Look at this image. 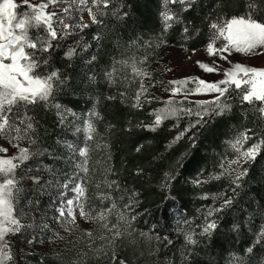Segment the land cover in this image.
<instances>
[{
	"label": "snow or ice",
	"instance_id": "6c2138e0",
	"mask_svg": "<svg viewBox=\"0 0 264 264\" xmlns=\"http://www.w3.org/2000/svg\"><path fill=\"white\" fill-rule=\"evenodd\" d=\"M198 3L199 0H162L161 36L166 35L174 24H180L183 41L200 37L201 29L183 18V13L194 10ZM121 7L116 0H0V141H3L0 143V264L13 261V238L27 233L31 237H26L27 242L33 243L36 239L34 231L43 232L49 228L47 213L39 207L41 198L47 200V208L53 212L52 219L68 232L77 225V216L98 225V229L83 232V248L76 252L73 264H85L90 256L98 257L97 264L104 258H107V264H115V251L106 248L111 249L115 241L135 231L133 223L137 215L134 213L140 203L139 193L115 178L117 173L110 164L109 144L97 127L104 117L91 100L88 103L93 105L92 108L84 113L75 111L71 100L67 104L57 100L60 93L69 97L83 94L88 90L83 87L85 82L89 86L97 83L95 69L98 65L94 53L105 39L104 29L115 20L128 16ZM205 19V51L208 57L216 59L210 63L197 60L196 64L204 73L219 74L222 78L209 81L187 77L168 81L170 87L165 90L170 97L164 101L165 106L150 111V123L140 121L135 125L156 132L166 120L178 119L181 115L194 116L195 120L181 130L167 148L189 133L190 147H195L197 134L193 129L202 128L217 118L229 117L232 113L229 101L233 97L238 98L241 108L250 106L258 118L264 119V68L233 63L229 59L233 53L264 55V0H245L244 12L240 15L225 17L222 12H213ZM89 29L93 30L91 40L95 44L85 39ZM160 43L167 41L161 39ZM113 47L120 54L113 56L99 75L115 92L104 99L131 109H142L155 99L148 96V88L154 85L144 83L145 79L151 78L150 73L140 66L147 57L137 62L134 56L124 55L125 49L119 43ZM191 51L194 53L196 49ZM217 59L231 66L224 69ZM77 60L79 64L73 69ZM81 68L86 71H79ZM69 69H72L71 75ZM133 82H136L135 88ZM177 96L182 99L176 100ZM190 96H210L211 99L189 101L195 104L194 111L191 107L181 106ZM37 109L50 114L61 128L60 138L52 144H44L40 139ZM251 131H237L224 142L227 152L219 154L214 165L217 171H209L206 177L202 168L191 180L182 177V158L160 177L158 188L173 202L182 189L181 180L196 187L210 181H229L232 195L223 193L210 197L205 193L201 196L204 200L211 198L213 205L204 210L203 224L196 225L199 233L191 229L190 220L178 221L177 232L189 249L184 253L185 264L192 246L199 243L197 236L211 238L220 227L218 214L233 208L249 168L264 151V138L249 144L255 135H250ZM141 147L138 146L136 151L139 152ZM10 149L14 151L8 155ZM142 172L137 169L135 175ZM25 177L33 186L23 197L26 204L32 205L31 213L20 205ZM173 185L178 191L169 195ZM221 197L222 202L216 204ZM259 213H264V202L259 206ZM248 219L252 222L251 214ZM243 220L241 217L224 227L239 230ZM184 225L190 230L185 231ZM155 228L156 225H152L149 232L138 233L152 246L153 252L159 251L160 245L173 244L172 239L155 232ZM98 240L101 241L99 245ZM253 240L244 250L247 254H252L257 245H264V224L257 228ZM119 264L126 262L121 259ZM236 264H243V261L237 260Z\"/></svg>",
	"mask_w": 264,
	"mask_h": 264
},
{
	"label": "trees",
	"instance_id": "16d2710c",
	"mask_svg": "<svg viewBox=\"0 0 264 264\" xmlns=\"http://www.w3.org/2000/svg\"><path fill=\"white\" fill-rule=\"evenodd\" d=\"M116 2L122 6V11H127L128 16L121 20H115L104 29L105 39L94 53L97 55L98 66L95 69L97 83L89 86L85 82L83 87L88 90L83 94L76 93L69 97L60 93L57 100L62 104H67L71 100L74 110L78 113H84L92 108L93 105L88 103L89 100L95 104L96 110L104 117L97 127L109 144L110 164L117 173L115 178L123 186L139 193L140 203L136 206L134 213L137 215V219L133 223L135 231L128 236L125 235L123 239L115 241L111 249L106 248V250L115 251L117 257L115 264H119L121 259L126 264H143L144 260L152 258L151 256H156L161 260L168 259L171 264H185L184 253L189 249L184 245L183 236L177 232L176 216L183 215L185 212L188 218H196L198 216L196 209L199 210L213 202L211 198L201 199L205 193L232 195L229 181L221 179L196 187L183 183L181 180L182 189L179 190V195L173 202L171 199L165 198V193L158 188L160 177L164 171L175 165L176 161L181 158L184 164V168L181 170L182 177L193 179L201 168L204 169V175H207L214 168L219 154L226 153L223 142L237 131L251 129L250 134L254 133V136L264 138V119L258 118V114L251 111L250 106L245 105L241 108L238 98L233 97L229 101L232 103V113L229 117L217 118L202 128L193 129L197 134L195 147H190L191 141L188 136L191 133H189L179 142L173 144L171 148H167L166 146L173 138L191 121L195 120V117L181 115L178 119L166 120L156 132L136 128L135 125L140 120L149 123L144 119L148 118V109L144 107L131 109L116 101H106L104 97L113 94L115 89L107 86L99 73L108 66V62L113 56L120 54L113 47L117 43L125 49V56H134L137 61H142L147 57L146 68H150L156 62L157 55L166 45L183 44L191 50L202 48L207 43L205 17L210 16L213 12H222L225 17L240 15L244 12L245 0H199L194 10L183 13L185 22H191L192 26L201 29L200 37L187 42L182 40V25L180 24H174L166 35L161 36L162 0H116ZM86 31L89 34L85 39L95 44V41L91 40L93 30ZM149 39L155 40L157 44H149ZM161 39L166 40L167 43L161 44ZM83 55H87V53ZM78 64L79 60L74 61L73 69H76ZM78 70L83 72L86 71V68ZM68 73L71 75L72 69H69ZM77 82L79 83V81ZM189 101L195 100L185 101L181 106L191 107L195 111V104L189 103ZM159 105L160 103L156 104L157 108ZM164 106V102H162L159 108ZM36 112L41 123L39 130L41 141L44 144L54 143L61 136L60 126L56 124L50 114L44 113L40 109H37ZM128 128L132 130L127 131ZM69 138H71L70 133ZM141 145L140 151L137 152L136 148ZM93 155L95 158V154ZM137 169L143 170L139 176L135 175ZM32 187L31 181L25 177L22 183L20 205L24 203L25 207L26 202L23 197L27 196L26 191H31ZM177 191L176 185H173L172 193L169 195L175 194ZM41 201V206L44 205V209L43 202L45 203L47 200L41 198ZM256 202L258 205L255 204ZM261 202H264V151L249 168L248 176L243 181L233 208L218 214L220 227L211 238L197 236L199 243L192 246L187 264H236L237 260H242L243 264H250L253 260L258 263L263 259L264 245H257L252 254H247L244 251L254 242L253 237L257 226L264 221V213H259ZM27 206L29 208L26 211L31 213L32 205L27 204ZM249 214L252 216V222H249ZM241 217H244L243 227L239 230L234 231L224 227L225 224L237 221ZM58 224L63 229L65 236L69 238V242L73 241L71 245L67 246L64 251L46 247L24 251L23 257L28 258L31 264H73V261L76 260V252L83 248L81 240L83 231L78 223L73 226L71 232L66 231L60 223ZM195 224L196 222L193 223V225ZM152 225H156L155 232L167 235L173 240V244L167 247L160 245L159 251L153 252L152 246L138 235L141 231L149 232ZM195 231L199 233V228H196ZM43 233L49 239L55 236L50 227ZM25 238L26 233L18 235L13 238L12 243H22ZM100 243L101 241L97 242L98 245ZM24 245L27 246L25 243ZM230 256H235L237 260L232 262ZM104 259H106V263L103 261ZM104 259L100 260V264H107V258ZM97 261L98 257L90 256L86 258L85 264H97ZM11 264H16V261L13 259Z\"/></svg>",
	"mask_w": 264,
	"mask_h": 264
},
{
	"label": "rangeland",
	"instance_id": "374dc122",
	"mask_svg": "<svg viewBox=\"0 0 264 264\" xmlns=\"http://www.w3.org/2000/svg\"><path fill=\"white\" fill-rule=\"evenodd\" d=\"M18 2H19V0H18ZM148 43L149 44H157V42H155V40H153V39H149ZM205 46L202 48L196 49V51L193 53L191 51V49H188L186 46L185 47L187 48V51L185 50V47H182L181 45H170L169 44V45H166L163 48V50L157 55L156 62L150 68H146L145 63L140 65L141 67L144 68V70L149 72L150 76H151L150 79L144 80L145 85L146 86L154 85L153 87L148 88V96L150 98L155 97V99H152L150 104H145V106H144V108L148 109L149 113L153 109H159V106L161 105V103L164 101H167L169 99L170 93L168 91H166L165 89L170 87V85L168 84V81H170V80L183 79V78H187V77H200V78L205 79V80L214 81V80H219L222 78V76L219 74L204 73L199 68V66L196 64L197 60L210 63L212 59H216V58H210L207 56V53L205 51ZM189 57H191V58H189ZM229 59L233 63L239 62V63H243L247 66H250V67L264 68V55L244 56L243 54L233 53L229 57ZM137 62H139V61H137ZM217 63L224 69L229 68L231 66L229 63H227L223 60H219V59H217ZM169 68L171 69V71H168ZM132 87L133 88L136 87V82L132 83ZM189 87H192V85H189ZM175 99L181 100L182 97L177 96V97H175ZM202 99H211V97L210 96H190L189 97V100H202ZM158 103H160V105L157 108L156 104H158ZM149 113L147 114L148 118L145 117L144 119L148 120V122L150 123L152 120V117L149 115ZM59 138L60 137H58L57 140ZM257 139H259V137L253 136V141H249V144H251L252 142H254ZM0 143H3V141H0ZM5 146H7V145L5 144ZM245 147H248V145H245ZM224 149H225V152H227V150L225 148V144H224ZM13 151H14V149H10L8 155H11ZM29 163L31 164V162H29ZM211 171L215 172V171H217V169L214 167L211 169ZM204 176L206 177L207 175H204ZM26 193L28 194V191H26ZM211 195H213V194H209L210 197H211ZM34 198L35 197H31V199H34ZM221 202H222V197L215 201L216 204L221 203ZM41 203H42V201L40 200L39 207L41 206ZM23 204L24 203H22L21 206H23ZM43 204H45L44 210L47 213L46 222L49 224L51 232L55 233V236H53L51 239H49L46 236V234H44L43 232H40L39 230H36V231H34L33 234H35L37 236V238L34 240L33 243H28L26 238L23 242L25 244H27V246L24 245L23 242L22 243L17 242L15 244L12 243V252H13V257H14V260L16 261V264H31V262L28 258L23 257L24 251H33V250H37L41 247H46L48 249L52 248V249L64 251L65 249H67V246L71 245V243L73 242L72 240L69 242V238H67V236H65V233L63 232V229L60 227V225L57 222H55L54 220H52L53 213L50 209L47 208V202H45V203L43 202ZM255 204L258 205L257 202ZM212 205H213V202H211V204H209V205H206V206L200 208L199 210L196 209V213L198 214V216L196 218H193V217L188 218L187 214L185 212L183 215H177L175 218L176 223H178V221H183L184 219H188L192 222L191 223V229L195 230L197 224H201V225L203 224V212H204V210L208 206H212ZM43 206H41L40 208H43ZM24 208L26 211L27 208H29V206H27V204H25ZM195 222H196V224L193 225V223H195ZM77 223L80 225V228L82 229L83 232L86 230H89V229H98V225H95V224L90 223V222H86L82 218H80L79 216H77ZM261 224H264V221H262L260 223V225ZM260 225H258L257 228ZM183 227H184L185 231L190 230L188 225H184ZM252 231L254 233V230H252ZM252 231H250L251 234H252ZM95 234L96 233L94 232V235ZM128 235L129 234H126V236H128ZM26 237L31 238V237H28L27 233H26ZM97 242H99V240ZM151 257L152 258H149L150 260L149 259L144 260L143 264H169V262H170V260H168V259L161 260L158 257L156 258V256L155 257L151 256ZM230 258L232 259V262L237 260V258L235 256H230ZM138 259H140V258H138ZM261 260L258 263L256 262V260H253L250 262V264H264V258ZM103 261L105 262L106 259H104ZM228 264H235V263H228Z\"/></svg>",
	"mask_w": 264,
	"mask_h": 264
}]
</instances>
